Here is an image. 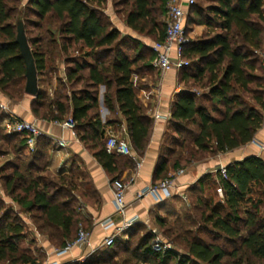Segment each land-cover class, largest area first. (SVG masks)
Wrapping results in <instances>:
<instances>
[{
    "label": "trees",
    "instance_id": "1",
    "mask_svg": "<svg viewBox=\"0 0 264 264\" xmlns=\"http://www.w3.org/2000/svg\"><path fill=\"white\" fill-rule=\"evenodd\" d=\"M168 1L113 0L116 15L123 17L126 26L156 43L165 38ZM205 1L209 4L207 7L196 4L190 7L186 30L201 26L218 32L213 36L210 32L204 33L201 39L184 47L183 57L190 65L179 72L180 80L186 86L197 87L199 91L207 89L208 93L199 96L184 91L176 95L169 126L172 137L166 138L155 174V179L161 180L159 182L169 178L170 166L176 171L184 170L209 156L230 153L251 144L264 125V86L257 85L255 75L258 72L255 53L261 51L264 44V0ZM21 2L0 0L2 93L12 101H20L26 95V66L16 43L19 21L24 24L38 81L47 62L54 60L52 57L48 60L38 47L44 44L55 51L62 40L64 55L72 47L79 48L83 55L65 56L71 96L59 95L57 100H48L46 105L45 93L39 86V95L32 101L33 114L40 120L63 122L70 115L69 104L72 103L75 132L85 145L92 146L95 158L106 172L115 176L121 170L132 168V159L106 151L99 113V89L101 86L106 88L104 105L108 109L114 111V105H118L128 125L133 151L143 157L153 122L137 97L144 87L138 88L132 77L143 78L157 73L153 67L155 54L141 43L122 36L113 27L105 14L109 0H29L24 9L20 8ZM26 22L39 31L44 30V35L31 38ZM52 22L59 28L55 30ZM252 85L263 88L262 93L252 90ZM241 93L249 95L253 104ZM6 119L0 111V124ZM186 126L194 129L188 132ZM183 132L192 139L179 142L177 138ZM7 136H18L21 139L19 148L26 150V141L19 135ZM33 159L35 163L29 165L30 172L35 165L41 168V164H45L47 170L42 155H33ZM8 171L7 175H0L6 195L27 214L41 213L40 231H44V236L56 247L64 249L74 243L81 228L90 232L92 226L76 212L72 197L57 201L59 193H51L48 184L29 181L19 165ZM226 171L227 179L217 175L224 203L215 205L208 199L204 204L200 198L196 201L209 212L206 216L201 214V219L210 228V233L215 234V240L225 241L232 249L194 236L186 243L183 256L172 250L156 253L153 250L156 235L146 233L134 248L135 256L142 258L140 263L171 264L174 260L176 264H264V214L261 211L264 199L255 200L259 194L264 197V160L251 156L228 165ZM208 179H201L196 184L197 192H193L203 193V185ZM116 180L118 178L113 177V182ZM59 181L68 192L78 191L72 177H60ZM195 209L198 210L197 206ZM153 219L161 228L166 227V222L158 215ZM144 230V225L136 224L128 234V246H124V238H118L114 246L106 248L104 256H118L122 250L130 252L129 245ZM23 240L25 227L21 217L0 208V263L36 264V259L21 249ZM102 256L90 264L107 262Z\"/></svg>",
    "mask_w": 264,
    "mask_h": 264
},
{
    "label": "crops",
    "instance_id": "2",
    "mask_svg": "<svg viewBox=\"0 0 264 264\" xmlns=\"http://www.w3.org/2000/svg\"><path fill=\"white\" fill-rule=\"evenodd\" d=\"M170 1L171 0L168 1V4ZM186 2L187 0H181V3L184 4L187 9L188 18L190 7L188 8ZM195 28V30L193 29L194 32L202 28L203 30H208L201 26H196ZM117 30L122 36L131 38L150 50H152L153 45L156 43L149 38L133 32L121 20L117 25ZM198 40L199 39H196L193 42ZM58 64L60 68L59 78H61L68 86L66 58ZM157 73L147 75L144 79V81L150 82V89L149 87H144L137 93V97L143 105L146 115L153 122L146 152L143 157H139L141 158V167L137 170L134 163L132 168L121 170L115 176H111L106 172L95 158V151L91 148L92 146L85 145V143L78 138L75 129H66L56 125L55 121H45L36 118L32 111V97L26 95V97L20 101H12L4 95L3 102L8 106L10 114L3 112L7 119L0 124V128L5 130L6 122L10 119L11 115L18 120L36 122L39 125L43 132V137L33 155L43 156L47 165V173L49 175L57 178L72 177L74 184L77 186V192L80 194V198L83 199V208L81 209V213L78 214L85 223L92 226L89 232V243L85 246H75L70 252L61 257H57L56 255V251L61 249L51 243L47 236L38 235L40 237V247L48 255L46 263L58 262L59 264H77L88 259L98 251L106 249L102 245L111 232L104 231L101 223L109 218H113L115 215L114 198L111 188L113 177L130 184L126 193V203L128 205L126 219L138 218L137 224L150 226L152 225V219L157 217V215L160 217L166 214L164 217H170V214L168 212H163V210L174 208V204L183 201L181 194L186 195L189 199V196L194 193L193 191L197 192L196 184L203 177H209V175H212L207 181H205L203 185V193H207L208 191L206 184L214 183L216 191L221 193L222 200H224L223 191L217 180L219 170L221 168H226L232 163L243 161L251 156H256L264 160V153H261L258 146L253 143L230 153L209 156L203 161L191 165L187 170H184L185 174L179 177L175 183L179 188V194H177L175 198L166 200L162 203L156 202L152 197H144L141 200H136V195L138 193L150 186L160 183L159 181H161L155 179V174L162 153V148L166 143V138L170 134L169 126L171 121V109L176 95L184 91H191L197 95L199 94L186 86L185 83L181 82L180 72L172 71L162 76ZM138 79L139 77L134 75L132 77L133 83L136 84ZM50 90L53 91H48V96H51V94L52 96L55 95V99L52 101L57 100L59 95L71 96L70 91L64 89V87L59 88L54 85L53 89ZM105 92L106 88L101 86L99 89V113L104 133L103 139L106 142L110 135H115L119 139L126 140L132 147L128 125L123 115L119 112L118 105H114V111H111L104 105ZM69 108L70 115L63 122L72 119V103L69 104ZM157 115H159V119L156 118ZM58 141H64L66 147L61 148L57 146ZM255 141L257 144L264 142V125L262 129L258 131ZM121 158L128 157L121 156ZM176 172L177 171L170 166L168 177L170 178ZM0 189L4 190L3 182L1 180ZM3 194L4 198L2 201L4 203L6 202V204L13 206L16 210L17 207L21 208L5 194V191H3ZM21 214L22 213H20L19 216H22ZM25 218V220H28L27 217Z\"/></svg>",
    "mask_w": 264,
    "mask_h": 264
},
{
    "label": "rangeland",
    "instance_id": "3",
    "mask_svg": "<svg viewBox=\"0 0 264 264\" xmlns=\"http://www.w3.org/2000/svg\"><path fill=\"white\" fill-rule=\"evenodd\" d=\"M118 1V0H114ZM196 5H201L203 7H207L209 4L205 0H194ZM29 0H22L20 8H23L27 6ZM120 9V8H118ZM106 16L110 19V21L113 24V27L117 29V25L119 24V21H123L122 16L116 15V9L114 7L113 0H109V3L105 9ZM110 15V16H109ZM34 22H38L37 19L31 18ZM120 19V20H119ZM166 19V18H165ZM164 19V21H165ZM46 26V21L43 22ZM27 24V30L31 38L40 37V35H44V30H37L34 28V26L28 22ZM52 27L59 28V25L56 24V22H52ZM194 30L196 28H193ZM191 28H187V35L190 42L195 41L196 39H201L202 35L204 33L210 32V35L213 36L215 33H217V30L211 29V30H197L194 32V30ZM153 41V40H151ZM154 42V41H153ZM64 42L60 40L58 49L55 51H52L51 47H47V45H41L38 47L41 51L45 52V55L47 56L48 60L54 58V60H50V62H47L46 70L39 74V81H40V88L42 89V92L45 93L46 98V105H48V100L52 101L55 99V95L48 96V91H53L50 89H53L54 85L57 87H64L66 90H70L69 86H67L61 78H59V62L62 61L65 56L68 57H78L80 55H83L81 50L76 47H72L71 50L66 53L67 55H64V53L61 50L62 45ZM37 49L36 47H34ZM264 50V44L263 48ZM261 50V51H262ZM153 52V50H151ZM154 54V52H153ZM255 60L257 61V69L258 72H256V77L258 79L257 85L264 86V72L261 64V58L260 55H258V52L255 53ZM54 55V56H53ZM58 60V61H56ZM189 62V61H188ZM190 63V62H189ZM158 74V73H157ZM147 77L145 75L143 78H139L137 81L138 88L143 86L145 88L149 87L150 82L144 81V79ZM25 85V83H24ZM66 86V87H65ZM150 89V87H149ZM252 90H255L256 93H262L263 88H259L258 86H251ZM194 91L198 92L199 96L207 94V89H202L199 91V89L196 87L193 89ZM140 91V90H139ZM138 91V92H139ZM258 91V92H257ZM260 91V92H259ZM241 95L249 101L251 104H253L250 101V96L241 93ZM26 97V95H25ZM53 97V98H52ZM210 105L209 107H212L213 105ZM46 111V109L44 110ZM194 127L192 126H186L185 130L188 132H192ZM6 131L0 128V175L9 173V168L15 165H19L21 167L22 172L27 173L28 180L32 181H38L39 183L48 184L51 187V193H59L57 196V201H62V198L65 197H72L74 199L73 201V207L76 208L77 213H81V209L83 208V199L80 198V194L78 192H68V188L66 186L63 187L62 182L59 181V178L53 177L52 175H49L47 173V170L45 168V164H41V168L39 166L35 165V169L30 172L28 170L29 165H31L34 162L33 159V153L29 154L27 150H21L19 148V143L21 139L18 136H7ZM169 139L172 137L171 133L169 134ZM174 138L176 136H173ZM179 142L184 141L186 139L187 141H190L192 138L191 136H188L183 132L180 138ZM184 155H186V152H184ZM202 159L201 161H203ZM10 165V166H9ZM3 169V170H2ZM43 169V170H41ZM188 168H184V170H187ZM42 171V172H41ZM212 175H209V177ZM207 178V177H203ZM202 178V179H203ZM1 180V176H0ZM201 180V179H200ZM208 191L207 193H193L191 196H189L188 200L179 201L177 204H174V208H168L166 210H163V212H168L170 214V217H164L160 216L164 221L166 222V227L161 228L157 225V223L152 219V225L146 226L144 225L145 230L142 231L136 238L134 239L133 244H130L129 249L131 250L128 253H124L123 250L121 251V254L118 256H104L105 250L102 249L98 251L95 255H92L88 259L84 260L83 262L77 263V264H90V262H94L98 259V256H102L104 259H107V262H104L102 264H143L142 258L138 256H135L134 248L138 245L137 243L140 241L141 237L145 235L146 233H152L159 237L162 241L165 243H169L172 247V251L176 252L179 256H183L186 254V243L193 239L194 236H200L204 241L206 242H213L215 244H219L222 247L231 250L232 247L228 246L225 241L223 240H215V234L210 233V228L203 222V219H201V214L205 213V216L208 215V211H205L204 207H200L199 204H197L196 199L200 198L206 204L208 199H211L213 204L219 205L224 200H222L221 193L216 191L214 183L212 184H206ZM3 189H0V208L2 210L9 209L13 211L16 215L19 216L20 213H22L20 216L22 223L25 227V240L20 242V247L22 250L26 251L28 255L34 257L36 259V264H45L48 260L47 253L40 247L39 239L40 236H44V231H40V226L42 225L41 219V213L40 212H34V214H27L25 211H23L21 208L17 207V210L13 208V206L4 203L2 200L4 198ZM58 191V192H56ZM6 194V193H5ZM263 195V194H262ZM261 194L258 196H255V200L264 199V197ZM2 203L4 207H2ZM197 206L198 210L195 209ZM262 213L264 214V205L261 208ZM3 215V214H2ZM27 217L28 220H25ZM179 229V230H178ZM182 229V231H181ZM155 232V233H154ZM127 239L123 240L124 246H128V243L126 242ZM109 255V254H108ZM139 257V258H138ZM0 264H10L8 262L0 263ZM171 264H176L173 260Z\"/></svg>",
    "mask_w": 264,
    "mask_h": 264
},
{
    "label": "built area",
    "instance_id": "4",
    "mask_svg": "<svg viewBox=\"0 0 264 264\" xmlns=\"http://www.w3.org/2000/svg\"><path fill=\"white\" fill-rule=\"evenodd\" d=\"M186 5L189 8L195 5V1L187 0ZM186 19L187 9L184 4L181 3V0H171L167 7L165 19V38L162 42L155 43L152 47L155 54L153 67L161 76L172 71L179 72L190 65L183 57L184 47L190 43L186 31ZM258 55H260L264 72V50L259 51ZM3 98L4 94L0 90V111L10 114L8 106L3 102ZM156 118L159 119V115H157ZM56 125L70 130L75 129V122L72 119L63 123L56 122ZM5 131L8 135H19L24 139L26 141V150L29 153H34L37 150L38 141L43 137V132L36 122L18 120L12 115L6 122ZM252 143L258 146L261 153H264V142L257 144L254 140ZM57 146L65 148L66 143L64 141H58ZM106 151L108 154H115L132 159L137 170L141 167V158L135 154L130 144L124 139H119L115 135H110L106 141ZM184 174V170L177 171L167 180L150 186L138 193L136 195V200H141L144 197H152L156 202L162 203L166 200L175 198L176 195L179 194V188L175 184L176 180ZM219 174L223 179H227L226 168H221ZM129 186L130 184L122 180H116L111 184L115 215L113 218H109L101 223L104 231L111 232L103 242L102 246L105 248L114 246L118 238L127 239L129 232L138 223V218L126 219V211L128 209L126 193ZM181 197L183 200H188V197L184 194H181ZM89 239L90 233L81 228L79 236L74 243H70L64 249L56 251L57 257L66 255L75 246L87 245ZM153 250L156 253H165L166 251L172 250V247L169 243H165L156 236L153 243ZM45 264L59 263L52 262Z\"/></svg>",
    "mask_w": 264,
    "mask_h": 264
},
{
    "label": "water",
    "instance_id": "5",
    "mask_svg": "<svg viewBox=\"0 0 264 264\" xmlns=\"http://www.w3.org/2000/svg\"><path fill=\"white\" fill-rule=\"evenodd\" d=\"M16 43L20 47L21 57L26 66L25 94L29 97L36 98L39 95L38 71L22 21H19L17 25Z\"/></svg>",
    "mask_w": 264,
    "mask_h": 264
}]
</instances>
